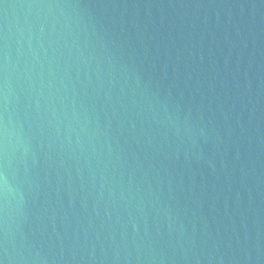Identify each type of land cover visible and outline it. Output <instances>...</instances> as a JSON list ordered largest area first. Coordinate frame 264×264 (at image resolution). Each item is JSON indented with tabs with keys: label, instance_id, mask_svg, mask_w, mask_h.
<instances>
[{
	"label": "water",
	"instance_id": "95a60500",
	"mask_svg": "<svg viewBox=\"0 0 264 264\" xmlns=\"http://www.w3.org/2000/svg\"><path fill=\"white\" fill-rule=\"evenodd\" d=\"M5 264H264V0H0Z\"/></svg>",
	"mask_w": 264,
	"mask_h": 264
},
{
	"label": "clouds",
	"instance_id": "9594fccd",
	"mask_svg": "<svg viewBox=\"0 0 264 264\" xmlns=\"http://www.w3.org/2000/svg\"><path fill=\"white\" fill-rule=\"evenodd\" d=\"M7 175L4 170H0V195L6 196ZM0 264H5L4 259H0Z\"/></svg>",
	"mask_w": 264,
	"mask_h": 264
}]
</instances>
